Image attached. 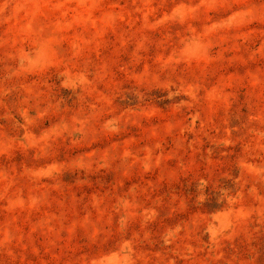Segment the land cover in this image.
<instances>
[{
  "label": "rangeland",
  "instance_id": "rangeland-1",
  "mask_svg": "<svg viewBox=\"0 0 264 264\" xmlns=\"http://www.w3.org/2000/svg\"><path fill=\"white\" fill-rule=\"evenodd\" d=\"M0 264H264V0H0Z\"/></svg>",
  "mask_w": 264,
  "mask_h": 264
},
{
  "label": "clouds",
  "instance_id": "clouds-1",
  "mask_svg": "<svg viewBox=\"0 0 264 264\" xmlns=\"http://www.w3.org/2000/svg\"><path fill=\"white\" fill-rule=\"evenodd\" d=\"M201 45L199 41H189L185 45L184 54L187 58H192L201 51Z\"/></svg>",
  "mask_w": 264,
  "mask_h": 264
}]
</instances>
